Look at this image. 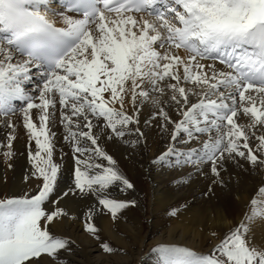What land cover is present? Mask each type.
Here are the masks:
<instances>
[{
	"label": "snow or ice",
	"instance_id": "6c2138e0",
	"mask_svg": "<svg viewBox=\"0 0 264 264\" xmlns=\"http://www.w3.org/2000/svg\"><path fill=\"white\" fill-rule=\"evenodd\" d=\"M20 121L30 168L22 187L0 191V264H65L76 241L52 225L79 219L66 201H86L84 230L105 253L123 252L94 223L137 203L112 195L135 186L110 141L146 150V133H157L166 147L149 164L207 168L209 193L232 179L229 161L264 171V0H0L6 169ZM57 121L71 147L67 181ZM255 193L225 234L211 233L209 252L157 242V264H264L252 230L264 219V180Z\"/></svg>",
	"mask_w": 264,
	"mask_h": 264
},
{
	"label": "bare ground",
	"instance_id": "6f19581e",
	"mask_svg": "<svg viewBox=\"0 0 264 264\" xmlns=\"http://www.w3.org/2000/svg\"><path fill=\"white\" fill-rule=\"evenodd\" d=\"M147 118V116L144 117V119ZM13 119L15 121L16 117ZM238 122L246 124L248 120L242 118ZM53 131L57 133L54 157L59 160L61 151L64 153L62 168L65 181H67L72 167L71 147L63 139L64 129L58 121ZM7 132L8 129L4 125H0V141L6 143ZM146 134L150 137L146 150L134 149L118 139L110 141L106 146L109 154L118 161L121 170L135 186L134 190L127 192L115 190L116 192H113L112 195L114 197L119 196V198L134 199L143 207V201H140V198L143 199L141 195L147 193L146 197L149 200L148 207L151 215L159 212L167 213L175 209L177 217L166 229L167 241L176 240L178 243L191 246L197 250L200 246H204L208 238L214 239L211 233L215 232L218 237L225 234L241 218L249 198L256 194L255 190L259 187L261 180H264V171L251 168L246 164L244 167H238L234 162L229 161L224 176L226 178L231 176L232 179L227 183V186H213L212 192L209 193L212 176L207 168L204 169L202 175L199 172H193L190 167L170 168L150 165L149 161L153 155L157 154L158 150H163L166 147V142L155 132ZM29 143L26 130L20 121L17 123L13 141L15 154L13 168L6 169L0 161V191L4 189L17 190L23 186L21 184L22 178L30 168L27 159ZM176 143L179 146L181 141L178 140ZM31 145L34 147V141L31 142ZM3 151L4 147L0 144V155ZM105 163L107 162L105 161ZM243 163L244 161L241 160V164ZM5 177H7L6 184L4 183ZM143 177L147 178L146 183L142 179ZM32 186L34 187V185ZM86 203V201H66V206L76 212L79 219H65L52 225L56 232L72 237L79 244V249L75 250V253H63V255L66 254L64 255L65 264H129L130 258L137 256L142 261L141 247L146 234L139 241L136 240L138 246L136 256V252L129 246L127 239L111 228L112 221L104 214L95 218L101 232L124 246L128 250V255L111 257L98 253L97 244L84 231L81 221L83 206ZM126 224L125 228L129 235L133 232L141 234L143 231L141 224H137V226L135 224L133 227ZM154 229L155 227L150 225L152 233ZM252 230L257 240L264 238V219H257L252 225ZM157 240L160 239L157 237L154 241ZM145 264H149L148 261Z\"/></svg>",
	"mask_w": 264,
	"mask_h": 264
},
{
	"label": "rangeland",
	"instance_id": "374dc122",
	"mask_svg": "<svg viewBox=\"0 0 264 264\" xmlns=\"http://www.w3.org/2000/svg\"><path fill=\"white\" fill-rule=\"evenodd\" d=\"M144 180V182H147V178L143 177L142 178ZM120 190V189H114L113 192ZM112 192V193H113ZM144 193V192H143ZM143 197L140 198V201L142 200L143 202V207L140 205V203L137 201L136 205L134 206H129L127 209L122 210L121 213L118 215V219L113 221L110 214H104L106 217H109L110 220L112 221L111 223V228L115 231H117L120 235L123 236V238H126L128 241L129 246L134 250V252L137 251V243L136 240H140L141 237L146 234L145 237L143 238L142 241V261L141 259L137 258V252L135 253V255L137 257H132L130 258V263L129 264H145L148 263L149 264H157L158 261V257L157 254L155 252L152 251L153 247L156 246L157 242H161V243H165V242H177L176 240H166L167 238V230L170 226V224L174 221L173 219H175L177 217V215H172L171 212L169 211L167 213L165 212H159L157 214L151 215L150 213V209L148 207V197L147 193L142 194L141 195ZM141 206V208H140ZM81 221L83 223V214L81 216ZM94 223L96 224L99 234L102 238H104L105 240H108L111 243V246L114 248H123L124 251L120 252V251H115L113 253H105L99 245V242L97 240H95L93 238V236H91L86 230H84L91 238L93 241H95V243L97 244L98 248H99V252L102 255H108V256H115V257H120V256H124V255H128V250L122 246L121 244L117 243L113 238H111L109 235L107 234H103L97 224V222L94 220ZM127 223V224H126ZM125 224L129 225L131 227H133L135 224L137 226V224H141L143 226V231L141 234L137 233V232H133L131 235H129V232L127 231V229L125 228ZM150 225L155 227V229L153 230V233L150 230ZM135 226V227H136ZM165 231V232H164ZM151 232V234H150ZM159 238L160 240L154 241L156 238ZM218 237V236H217ZM216 237H214V239L212 238H208L204 244V246H200V248H198V251L207 253L209 252V250L213 247V242H216ZM202 247V248H201ZM79 249V244L75 243V245H73V250L72 253H75V250ZM200 249V250H199ZM66 255V254H64ZM64 255L62 253V259L65 261L66 259L64 258ZM151 260V261H150ZM141 261V262H140ZM153 261V262H152ZM113 262V261H112ZM66 263V262H65ZM114 263V262H113Z\"/></svg>",
	"mask_w": 264,
	"mask_h": 264
}]
</instances>
